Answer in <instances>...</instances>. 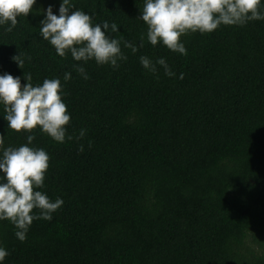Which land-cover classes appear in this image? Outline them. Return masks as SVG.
<instances>
[{"label": "trees", "instance_id": "1", "mask_svg": "<svg viewBox=\"0 0 264 264\" xmlns=\"http://www.w3.org/2000/svg\"><path fill=\"white\" fill-rule=\"evenodd\" d=\"M59 3L36 0L11 32L0 26V74L21 85L30 74L34 86L61 78L73 135L61 144L34 130L32 145L50 157L42 191L63 205L23 242L0 221L3 264H264V20L184 35L181 56L147 42L143 0H73L94 24L115 22L113 37L145 36L135 54L122 46L116 69L84 64L85 81L72 68L81 62L39 34L43 9L57 14ZM17 53L31 58L21 68ZM141 55L176 75L157 66L153 76ZM3 115L5 144L25 143Z\"/></svg>", "mask_w": 264, "mask_h": 264}, {"label": "clouds", "instance_id": "2", "mask_svg": "<svg viewBox=\"0 0 264 264\" xmlns=\"http://www.w3.org/2000/svg\"><path fill=\"white\" fill-rule=\"evenodd\" d=\"M35 3L36 0H0V26L7 25L4 31L11 32L18 23L17 18H25ZM262 4L264 0H143L138 19L146 25L145 36L150 45L155 47L159 43L184 56L187 50L180 39L182 36L211 33L221 25L243 26L249 21L264 20ZM39 30L57 56L63 59L70 54L73 61L81 62L74 63L72 68L85 81L89 76L84 64L94 61L97 66L116 69L119 62L127 60L122 46L135 54L144 46L145 39L142 36L139 43L134 44L111 36L118 32L115 22L94 24L89 14L75 8L73 0H60L57 14L53 13L51 5L43 9ZM25 59L31 58L18 53L11 57L19 68ZM139 63L153 76L158 71L157 66L167 77L176 75L163 57L153 62L141 55ZM71 78L70 72L63 73L64 82ZM178 78L182 79L183 74ZM23 79L25 83L21 85L20 77L0 74L2 118L10 130L27 134L26 142L16 147L6 145L4 135H0V221L7 220L13 226V235L20 242L26 239L34 220L50 221L63 205L61 198L53 201L42 191L50 157L43 148L32 145L34 130L56 143L73 139L67 132L70 113L62 100L61 78H45L35 86L30 74L23 75ZM85 134L86 129H80L75 138L82 139ZM79 151H83L82 145ZM8 255L0 246V264Z\"/></svg>", "mask_w": 264, "mask_h": 264}]
</instances>
